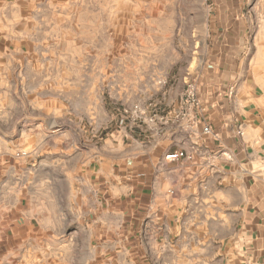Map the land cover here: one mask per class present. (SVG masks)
Listing matches in <instances>:
<instances>
[{"label": "crops", "instance_id": "0c3cea01", "mask_svg": "<svg viewBox=\"0 0 264 264\" xmlns=\"http://www.w3.org/2000/svg\"><path fill=\"white\" fill-rule=\"evenodd\" d=\"M252 1L212 0L198 106L183 96L166 113L147 116L127 142L116 131L92 148L78 187L67 168L65 211L74 220L55 217L62 193L44 176L52 118L33 106L31 128L10 136L0 127V256L14 247L39 255L58 226H79L88 234L86 264H264V0L260 11L246 8ZM32 19V0H0L1 100L24 97L8 84L41 65ZM177 150L190 157L166 159ZM67 241L60 255L71 258Z\"/></svg>", "mask_w": 264, "mask_h": 264}, {"label": "rangeland", "instance_id": "374dc122", "mask_svg": "<svg viewBox=\"0 0 264 264\" xmlns=\"http://www.w3.org/2000/svg\"><path fill=\"white\" fill-rule=\"evenodd\" d=\"M212 7V0H32L30 29L41 45V65L26 68L24 81L8 84L9 92L24 97L0 99V127L7 125L10 136L31 128L33 106L52 118V165L44 176L62 193L56 218H76L65 211L68 167L73 185L80 186V169L94 155L92 148L118 136L116 131L127 142L147 116L166 113L196 84L207 69ZM246 8L260 11V0ZM33 91L40 98H28ZM66 238L72 241L71 258L60 255ZM37 250L39 255L24 257L14 247L0 264H86L88 234L79 226H58Z\"/></svg>", "mask_w": 264, "mask_h": 264}, {"label": "built area", "instance_id": "2783aa9c", "mask_svg": "<svg viewBox=\"0 0 264 264\" xmlns=\"http://www.w3.org/2000/svg\"><path fill=\"white\" fill-rule=\"evenodd\" d=\"M185 97V101H187L189 104H191V106H198L199 105V100H198V96H197V89H196V84L192 83L189 84V89L188 91L184 94ZM204 132L206 133H210V127L206 126L204 128ZM26 154V151H21L16 153L17 156H24ZM189 154L184 151V150H177L171 153H168L166 155V159H170V160H175V161H179L182 160L184 158H189Z\"/></svg>", "mask_w": 264, "mask_h": 264}]
</instances>
